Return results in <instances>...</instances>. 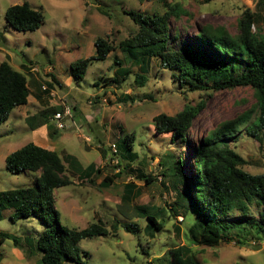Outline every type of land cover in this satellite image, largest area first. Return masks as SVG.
<instances>
[{"label":"rangeland","instance_id":"374dc122","mask_svg":"<svg viewBox=\"0 0 264 264\" xmlns=\"http://www.w3.org/2000/svg\"><path fill=\"white\" fill-rule=\"evenodd\" d=\"M24 1L43 16L34 32H17L4 19L7 8ZM176 4L186 15L169 18L171 47L194 38L196 26H222L236 35L238 20L245 10L258 15L253 31L264 37V0H0V63L7 62L20 72L24 66L30 90L28 103L15 108L0 125V192L32 186L35 173L13 175L5 167V158L28 143L54 151L61 158L71 155L81 169L95 164L100 170L93 177L95 186L80 182L77 174L68 169L72 185L54 192L55 209L62 225L82 230L101 221L109 232L107 236L79 243L84 264H169L168 249L191 244V255L197 264H264V236L256 233H252L248 243L239 245L226 241L214 247L190 243L185 234L195 222L194 213L190 211L184 217L180 209L179 213L171 210L176 202L175 191L170 180L162 177V173H170L167 166L180 159L187 180L193 178L190 154L196 141L205 138L220 123L254 110L253 91L244 87L205 94L184 92L171 72L161 69L157 61L151 63L144 87L134 84L137 68L130 70L131 75L125 80L117 74L119 66L115 63L129 66L119 44L138 30L126 13L161 16L168 11L166 5ZM97 38L106 39L114 51L104 61H92L80 79L70 66L95 55ZM42 87L48 93L42 92ZM36 93L40 95L38 101L34 98ZM124 98L128 100L123 102ZM200 102L204 105L192 123L188 145L174 142L171 135L155 133L154 117L175 116L186 105L196 106ZM59 108L69 115L63 120L65 128L55 139L50 137L47 126L32 131L25 123L27 117L43 109ZM256 116L254 112L251 120ZM111 145L118 152L125 149L135 153L137 160L128 165L129 169L124 163L117 165L120 156L113 155ZM229 145L245 160L243 171L264 174V131L259 139L247 137L242 131L235 141L229 140ZM118 171L119 177L109 187L99 186L105 177L112 178ZM148 175L156 179L151 185L143 181ZM130 183L138 190L130 208L162 209L165 221L162 231L146 235L144 220L133 219L136 215L131 210L120 207L124 186ZM11 213L12 210L2 212L0 232L30 237L42 232L43 225L38 219L12 222ZM250 214L257 217L253 210ZM131 221L138 224L136 236L120 227ZM174 227L179 228L178 235ZM0 254V264H41L39 254L28 257L27 251L14 248L10 242L0 246Z\"/></svg>","mask_w":264,"mask_h":264},{"label":"trees","instance_id":"16d2710c","mask_svg":"<svg viewBox=\"0 0 264 264\" xmlns=\"http://www.w3.org/2000/svg\"><path fill=\"white\" fill-rule=\"evenodd\" d=\"M165 7L168 11L161 16H142L134 11L126 13L138 30L134 36L119 44L129 66L125 68L121 63H115L119 66L117 74L125 80L131 75L130 70L137 68L138 73L133 75L134 84L138 88L144 87L148 82L149 67L153 61H157L161 69L171 72L184 92L205 94L244 87L253 91L256 100L254 110L220 123L205 138L196 141L190 154L193 178L187 180L180 159L167 166L169 175L162 173L164 179L170 180L176 195L171 210L179 213L180 209L184 217L190 211L194 213L195 222L185 234L190 243L193 241L195 245L204 247H214L224 241L238 245L248 243V238L253 237L252 233L264 236V174L252 175L243 171L246 162L230 147L229 140L235 141L242 131L247 137L259 139V134L264 131V37L253 31L258 15L245 10L238 20L236 35H231L222 26H196L194 38L171 47L169 18L186 15V12L178 4ZM4 19L10 28L25 33L36 31L43 16L24 1L21 5L7 8ZM94 46V56L70 66V70L80 79L92 61H104L114 51L106 39L97 38ZM23 67L20 72L7 62L0 63V125L8 120L15 108L27 104L30 90L24 74L28 70ZM50 77L61 86L55 76ZM35 85L38 87L37 83ZM47 86L50 88L51 85ZM42 92L48 93L46 90ZM34 98L39 100L36 94ZM127 100L124 98L122 101ZM203 105V102L196 106L186 105L175 116L160 114L154 117L155 133L171 135L174 142L188 145L187 136ZM57 112L63 113L61 108L49 111L43 109L27 117L25 123L32 131L47 126L50 137L55 139L60 130L53 126L51 118ZM254 112L257 116L251 120ZM113 155L120 156L117 165L124 163L128 169V165L137 160L135 153H128L125 149L121 152L116 149ZM5 167L13 175L32 172L37 176L31 187L0 192V220L3 211L12 210L10 221L34 217L41 222L43 230L36 237L0 232V246L10 242L14 248L27 251L28 257L39 254L41 264H84L79 243L93 237L107 236L109 232L101 221L82 230L62 225L55 209L54 192L72 185L66 173L68 169L77 174L80 182L90 186H95L93 177L100 170L95 164L81 169L73 156L63 155L61 158L56 152L32 143L9 154L5 158ZM119 175L120 171L112 178L105 177L99 186L109 187ZM155 180L151 175L143 177L146 185H151ZM137 195L136 186L126 184L120 207L125 211L131 210L137 216L133 219L144 220L146 235L152 236L162 231L165 226L162 209L153 206L130 208ZM252 210L257 214L256 218L250 214ZM233 215L236 217L230 219ZM120 227L134 236L139 232L136 222L131 221ZM174 230L178 235L179 228L174 227ZM191 245L168 249V263L197 264L191 255Z\"/></svg>","mask_w":264,"mask_h":264},{"label":"built area","instance_id":"2783aa9c","mask_svg":"<svg viewBox=\"0 0 264 264\" xmlns=\"http://www.w3.org/2000/svg\"><path fill=\"white\" fill-rule=\"evenodd\" d=\"M42 89L44 90V87H42ZM69 115L68 112H57L55 113L52 118H51V123L53 124V126L58 129V130H63L65 128L64 124H63V120L65 119V117ZM111 149L112 152L115 153L116 152V147L115 145H111Z\"/></svg>","mask_w":264,"mask_h":264},{"label":"crops","instance_id":"0c3cea01","mask_svg":"<svg viewBox=\"0 0 264 264\" xmlns=\"http://www.w3.org/2000/svg\"><path fill=\"white\" fill-rule=\"evenodd\" d=\"M30 71H32V70H30ZM36 96H40L38 93H36ZM29 97V96H28ZM36 100V99H35ZM27 103H28V99H27ZM19 109L20 108H22V106L21 107H18ZM45 149V148H44ZM48 150V149H47Z\"/></svg>","mask_w":264,"mask_h":264}]
</instances>
